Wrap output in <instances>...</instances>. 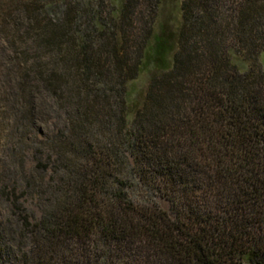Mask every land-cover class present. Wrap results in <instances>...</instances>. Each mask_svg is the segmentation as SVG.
Returning a JSON list of instances; mask_svg holds the SVG:
<instances>
[{
  "label": "trees",
  "instance_id": "16d2710c",
  "mask_svg": "<svg viewBox=\"0 0 264 264\" xmlns=\"http://www.w3.org/2000/svg\"><path fill=\"white\" fill-rule=\"evenodd\" d=\"M160 7L0 0V173L9 149L24 179L0 198L42 195L0 215V264H264V0H181L171 29Z\"/></svg>",
  "mask_w": 264,
  "mask_h": 264
},
{
  "label": "rangeland",
  "instance_id": "374dc122",
  "mask_svg": "<svg viewBox=\"0 0 264 264\" xmlns=\"http://www.w3.org/2000/svg\"><path fill=\"white\" fill-rule=\"evenodd\" d=\"M181 0H161V7L156 12L155 22L157 23H163L165 26L167 25V28L171 29L174 28L179 20H180V12L178 9L179 2ZM1 56V55H0ZM146 73L141 74L136 81L134 82V89L137 91L144 87L146 83ZM1 82V79H0ZM41 120L36 121L33 133L39 138L45 137L47 133H50V128L53 129V131L56 128L62 127V122L64 120V112L61 109L58 110H52V112L48 113V116L41 117ZM5 127V124L0 125V139L1 136V126ZM30 136H32V131L29 133ZM1 143V140H0ZM12 144L14 147H18L16 144V139H12ZM21 148L23 144H19ZM26 147V146H25ZM7 148V147H6ZM2 149V147H0ZM25 148V151L23 149V153L20 152V159H22L24 167L26 170L31 169L35 164V159L32 155L31 148ZM4 163L7 165L4 167L3 172L0 173L4 183L6 184L7 188L10 189L14 187L18 193L23 192L24 190V179L20 176H17L15 173L16 169L12 165L13 161L15 159L12 155V152H10L9 149H5V151H2ZM2 158V157H1ZM21 173V172H20ZM40 197L42 195L37 190H30L26 189L25 193L22 194L19 197V200L17 202L18 205H20V208L23 210V213L28 215L30 218H37L40 214ZM155 201L157 204L164 210L169 211L170 206L169 202L161 197L157 196L155 198ZM16 207H11L9 205V200L5 198L4 196L0 198V215L2 216L3 220V227L5 231H9V225L12 223V220L14 219L13 213L17 214V211L19 209H15ZM17 243L14 240H10L8 244L5 245V252L9 254H15L17 255ZM10 262L12 259H8Z\"/></svg>",
  "mask_w": 264,
  "mask_h": 264
}]
</instances>
